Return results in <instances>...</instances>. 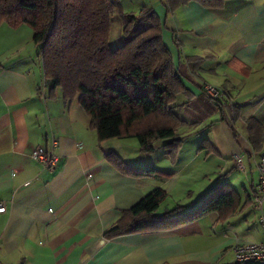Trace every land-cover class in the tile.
Returning a JSON list of instances; mask_svg holds the SVG:
<instances>
[{"label": "crops", "instance_id": "1", "mask_svg": "<svg viewBox=\"0 0 264 264\" xmlns=\"http://www.w3.org/2000/svg\"><path fill=\"white\" fill-rule=\"evenodd\" d=\"M119 2L124 12L152 8L184 85L174 102L186 122L175 132L182 139L175 159L165 153L167 139L151 154L132 138L99 141L77 97L49 91L32 30L1 23L0 264H232L234 244L264 240L252 200L264 133H256L254 146L247 126L251 119L264 130V0H225L221 7L191 0L172 11L163 0ZM203 83L221 88V101L210 102ZM53 140L57 161L43 167L31 152L51 149ZM109 151L169 176L125 175L105 159ZM218 182L239 197L226 219L212 211L173 228L103 235L155 187L167 193L160 206L181 193L182 213Z\"/></svg>", "mask_w": 264, "mask_h": 264}, {"label": "trees", "instance_id": "2", "mask_svg": "<svg viewBox=\"0 0 264 264\" xmlns=\"http://www.w3.org/2000/svg\"><path fill=\"white\" fill-rule=\"evenodd\" d=\"M188 1L163 0L169 11ZM195 1L206 7H221L225 0ZM113 16L118 17L121 28V43L114 47L110 45ZM1 23L12 28L26 25L32 30L36 57L49 91L61 88L65 100L77 97L99 141L134 138L141 153L151 154L156 141L167 139L165 153L174 161L182 142L175 132L186 124L175 114L174 102L184 85L162 43V25L152 8L124 12L119 0H0ZM206 97L210 102L221 101ZM247 126L256 146V133L263 134L264 130H256L262 127L251 119ZM104 157L125 175L169 176L131 165L114 151ZM166 197L161 187L153 188L122 210L103 235L111 238L173 228L212 211L226 219L239 202L227 182L216 183L194 209L182 215V205L157 212Z\"/></svg>", "mask_w": 264, "mask_h": 264}, {"label": "built area", "instance_id": "3", "mask_svg": "<svg viewBox=\"0 0 264 264\" xmlns=\"http://www.w3.org/2000/svg\"><path fill=\"white\" fill-rule=\"evenodd\" d=\"M203 93L213 100L223 97V90L209 83H203ZM56 141H52L51 149L37 147L31 152V157L39 161L43 167H52L57 161V156L53 152ZM237 166L242 167V158L240 155L235 156ZM257 185L256 192L252 197L254 207L259 211V223L264 233V155H261L256 163ZM0 205V211L4 210ZM233 260L235 262L264 264V240L257 242H240L231 248Z\"/></svg>", "mask_w": 264, "mask_h": 264}, {"label": "rangeland", "instance_id": "4", "mask_svg": "<svg viewBox=\"0 0 264 264\" xmlns=\"http://www.w3.org/2000/svg\"><path fill=\"white\" fill-rule=\"evenodd\" d=\"M128 1H130V4L133 3L134 7L140 5L138 3V0H128ZM124 5L126 6L127 4L124 2ZM137 9H139V8H137ZM112 21H113V25H112L111 35H110L111 36L110 45L112 47H114V46H117L118 44L121 43V32H120L121 28H120V21H119L117 16H113ZM24 38H25V36L23 34V41H24ZM127 139L128 138H126V139L116 138L115 140H127ZM132 139H134V138H132ZM135 142H136V140H135ZM186 183H191L192 186H190V187H192L193 189H196V187L198 185L197 182H195V181L187 180ZM179 199H181V193L175 192V194L171 195V197L166 201V203H164L163 205H161L159 207V209H158L159 213L163 212L165 210V208L170 209V208L174 207L175 205H178V203H181V202H179ZM199 203H200V200H198V198H197L196 202L192 206H190V208L189 207L185 208V210L182 213H186V212L191 211ZM179 205H181V204H179ZM182 213L180 215H182ZM177 215H179V214H177Z\"/></svg>", "mask_w": 264, "mask_h": 264}]
</instances>
